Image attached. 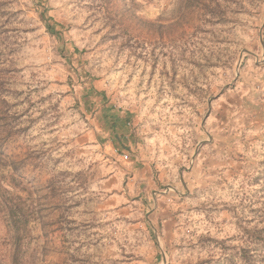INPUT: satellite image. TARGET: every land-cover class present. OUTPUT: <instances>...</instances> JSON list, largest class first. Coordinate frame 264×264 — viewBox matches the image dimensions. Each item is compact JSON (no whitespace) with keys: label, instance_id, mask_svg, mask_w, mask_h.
<instances>
[{"label":"rangeland","instance_id":"obj_1","mask_svg":"<svg viewBox=\"0 0 264 264\" xmlns=\"http://www.w3.org/2000/svg\"><path fill=\"white\" fill-rule=\"evenodd\" d=\"M0 145L5 264L257 262L264 0H0Z\"/></svg>","mask_w":264,"mask_h":264},{"label":"trees","instance_id":"obj_2","mask_svg":"<svg viewBox=\"0 0 264 264\" xmlns=\"http://www.w3.org/2000/svg\"><path fill=\"white\" fill-rule=\"evenodd\" d=\"M101 96L102 99H104V95L102 92ZM20 170V161L16 157L7 155L4 152L3 147L0 145V217L3 225L10 234V240L12 244L10 255L13 263L18 261L20 253L22 252L23 241L27 235L26 224L28 222V219L23 220V215L20 214L21 196L18 192V184L20 183V181H22V177L19 174ZM251 181L252 180H249L248 182L249 190L247 199L249 200V202L247 203V210L249 213L257 212V223L256 225H252L253 219L255 217L250 216L247 219L248 226L245 228V231L248 234L249 241L256 243L264 249V194L262 195V202L260 204V207L254 210L252 207L253 194ZM262 189L264 193V185ZM245 252L247 253L246 261L248 264H264V254L256 262V260L252 259L250 255L252 254L250 253V247H247ZM0 264L5 263L0 260Z\"/></svg>","mask_w":264,"mask_h":264},{"label":"built area","instance_id":"obj_3","mask_svg":"<svg viewBox=\"0 0 264 264\" xmlns=\"http://www.w3.org/2000/svg\"><path fill=\"white\" fill-rule=\"evenodd\" d=\"M123 157L126 159L128 157V155L127 154H124Z\"/></svg>","mask_w":264,"mask_h":264}]
</instances>
